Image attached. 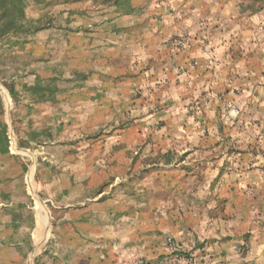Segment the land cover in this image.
<instances>
[{
    "label": "crops",
    "instance_id": "0c3cea01",
    "mask_svg": "<svg viewBox=\"0 0 264 264\" xmlns=\"http://www.w3.org/2000/svg\"><path fill=\"white\" fill-rule=\"evenodd\" d=\"M214 5L183 4L176 23L160 19L161 31L132 5L114 12L96 34H75L85 90L96 93L89 100L102 106L104 121L124 125L119 133L129 149L149 157L143 165L149 175L135 193L105 192L66 206L64 238L47 264H134L140 258L184 264L190 257L194 264H264V177L250 176L246 163L228 157L230 138L247 133L220 122L225 105L248 110L254 104L263 124L264 49L257 43L258 21L246 22L253 37L246 49L242 20L231 18L233 36L225 37L216 29ZM51 47L41 44L35 53ZM253 76H260L257 84ZM234 166L237 176L229 171Z\"/></svg>",
    "mask_w": 264,
    "mask_h": 264
},
{
    "label": "rangeland",
    "instance_id": "374dc122",
    "mask_svg": "<svg viewBox=\"0 0 264 264\" xmlns=\"http://www.w3.org/2000/svg\"><path fill=\"white\" fill-rule=\"evenodd\" d=\"M121 1L116 6L105 0H29L27 18L43 29L23 36L26 41L21 47L0 45V120L9 127L14 156H0V264H47L59 236L64 238L61 220L66 206L75 207L81 199L94 200L105 192L135 193L149 175L143 166L149 157L129 149L119 133L124 125L104 121L102 106L89 100L96 93L85 90L87 75L79 38L96 34L103 22L110 23L114 12L126 13L132 5L141 20L161 31L160 19L169 17L176 23L183 17L181 6L194 0ZM208 1L215 4L216 29H222L225 37L233 36L231 18L242 20L239 32L246 49L253 40L247 35L246 22L258 21L257 43L264 49V0ZM41 44L52 49L43 55L35 53ZM67 44H73L72 50ZM259 77L253 76L251 84H257ZM8 85L14 87L15 98ZM25 85L45 88L42 96H49L48 104H39L43 97ZM253 105L248 110L225 105L220 122L223 128L247 133L230 138L228 157L246 163L250 176L259 173L264 177V122ZM113 111L112 107L111 112L118 114ZM154 158L160 161L159 154ZM229 171L239 174L238 166ZM39 206L44 208L46 225Z\"/></svg>",
    "mask_w": 264,
    "mask_h": 264
},
{
    "label": "trees",
    "instance_id": "16d2710c",
    "mask_svg": "<svg viewBox=\"0 0 264 264\" xmlns=\"http://www.w3.org/2000/svg\"><path fill=\"white\" fill-rule=\"evenodd\" d=\"M40 1L41 0H37ZM116 6H121V0H105ZM29 0H0V45L1 46H21L25 43L23 36L36 33L43 29L41 26L34 25L33 21L27 18V8ZM127 3V2H126ZM10 94L15 98V89L13 86H7ZM25 88L33 93L45 94V88L40 85ZM44 98V96H42ZM0 115L3 112L0 110ZM35 139V136H33ZM0 156L5 158H14L10 151V138L8 125L0 120Z\"/></svg>",
    "mask_w": 264,
    "mask_h": 264
},
{
    "label": "built area",
    "instance_id": "2783aa9c",
    "mask_svg": "<svg viewBox=\"0 0 264 264\" xmlns=\"http://www.w3.org/2000/svg\"><path fill=\"white\" fill-rule=\"evenodd\" d=\"M227 120L230 119V117H226ZM170 252L171 253H175L177 251V246L175 245H172L170 246ZM184 261V264H194V261H193V258H187L186 260H183ZM134 264H172L170 260H156V261H153V262H148L142 258L140 259H137Z\"/></svg>",
    "mask_w": 264,
    "mask_h": 264
},
{
    "label": "bare ground",
    "instance_id": "6f19581e",
    "mask_svg": "<svg viewBox=\"0 0 264 264\" xmlns=\"http://www.w3.org/2000/svg\"><path fill=\"white\" fill-rule=\"evenodd\" d=\"M40 212V215L42 216V219H43V223H45L46 225V222H47V217H46V214L44 213V208L42 206H39V210Z\"/></svg>",
    "mask_w": 264,
    "mask_h": 264
}]
</instances>
